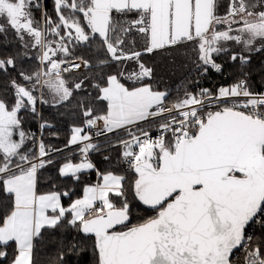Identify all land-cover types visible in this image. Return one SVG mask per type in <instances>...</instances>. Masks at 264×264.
Returning a JSON list of instances; mask_svg holds the SVG:
<instances>
[{
  "label": "snow or ice",
  "instance_id": "1",
  "mask_svg": "<svg viewBox=\"0 0 264 264\" xmlns=\"http://www.w3.org/2000/svg\"><path fill=\"white\" fill-rule=\"evenodd\" d=\"M0 49V264H264V0H0Z\"/></svg>",
  "mask_w": 264,
  "mask_h": 264
},
{
  "label": "trees",
  "instance_id": "2",
  "mask_svg": "<svg viewBox=\"0 0 264 264\" xmlns=\"http://www.w3.org/2000/svg\"><path fill=\"white\" fill-rule=\"evenodd\" d=\"M48 8L49 11H51V0H48ZM35 11V10H34ZM39 11H35V15L39 16ZM11 35V33H10ZM0 51H2V49H0ZM145 61H147L148 63H159V57L155 58V61H153L152 59H150L149 57H145L144 58ZM262 60H264V56H257L254 58L253 60V64L254 65H258ZM218 62H220L218 60ZM181 75H183V73L181 72H177L175 75L172 74H166L165 75V80L167 82L166 85H168V88L170 91L173 92V95H175V89L182 83L180 77ZM168 78L170 79V81L168 80ZM257 83H258V77L256 78ZM230 82V81H227ZM226 83V81L223 79V77L219 76L218 74L214 73V72H210L209 77L207 80H203L201 81V84L204 87H209L212 84H223ZM38 109L40 111L43 112L44 117L49 120L51 123L55 124V128L53 129H46L44 131V139L46 141L47 144L53 145L55 147H62L65 143V141L67 140L68 136L70 135V127L72 124V119L71 117H61L57 114V110L56 109H52L46 106H40L38 105ZM62 111V110H61ZM25 128L29 129L31 132L36 133L40 135V130L38 127V121L33 120L31 117H29L26 120L25 123ZM49 132H57L59 134V138H52L51 136H49ZM103 142V140L101 141ZM71 151H65V153L63 155L57 156V160L58 161H63L64 156L69 155V152ZM90 158L97 164L98 167H105L106 166V162L103 161L102 157L99 154H90ZM72 162L76 163L78 162V159L76 156H74ZM96 176H95V172H91L88 173L87 175L84 176V181L85 182H92L95 181ZM67 183L71 184V180H66ZM81 191V189L79 187H77V193L79 194ZM65 203H67V200H65ZM151 214V213H148ZM135 222V221H134ZM44 252L47 255H52L54 253V249L50 246L49 248L45 249ZM84 264H88L87 261L84 262Z\"/></svg>",
  "mask_w": 264,
  "mask_h": 264
},
{
  "label": "built area",
  "instance_id": "3",
  "mask_svg": "<svg viewBox=\"0 0 264 264\" xmlns=\"http://www.w3.org/2000/svg\"><path fill=\"white\" fill-rule=\"evenodd\" d=\"M36 135L39 136V133L36 134ZM100 139H101V141L103 140V138H100ZM71 150H73L72 152H75V156L77 157V159H78V161H79V160H80V156H79V153L76 152V148H75V146H74ZM71 150H66V151H71Z\"/></svg>",
  "mask_w": 264,
  "mask_h": 264
},
{
  "label": "rangeland",
  "instance_id": "4",
  "mask_svg": "<svg viewBox=\"0 0 264 264\" xmlns=\"http://www.w3.org/2000/svg\"><path fill=\"white\" fill-rule=\"evenodd\" d=\"M40 15V14H39ZM37 18L39 17V16H36ZM168 80L170 81V79L168 78ZM166 84H167V82H166ZM165 86H167L168 87V85H165ZM40 106H42V105H40ZM79 162V161H78Z\"/></svg>",
  "mask_w": 264,
  "mask_h": 264
}]
</instances>
